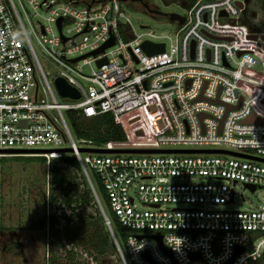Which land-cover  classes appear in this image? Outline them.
<instances>
[{
    "label": "built area",
    "instance_id": "built-area-1",
    "mask_svg": "<svg viewBox=\"0 0 264 264\" xmlns=\"http://www.w3.org/2000/svg\"><path fill=\"white\" fill-rule=\"evenodd\" d=\"M27 1L33 16L46 11L37 21L45 44L30 37L22 7L0 0V157L49 164L62 153L52 150L71 148L94 198L100 204L90 172L123 229L121 244L101 209L123 264H264V207H224L234 202L236 185L264 188V162L199 152L264 159V121L244 122L251 114L264 118V31L246 20L247 0L193 1L190 20L174 22L178 46L171 34L146 26L136 33L125 17L127 0ZM88 33L91 41L76 42ZM110 37L114 44L102 53L70 61ZM144 41L164 43V52L147 55ZM38 53L55 73L43 69ZM58 77L79 97L62 96ZM65 112L71 126L69 113L111 114L130 144L103 147L167 152H80L94 146L74 138Z\"/></svg>",
    "mask_w": 264,
    "mask_h": 264
},
{
    "label": "rangeland",
    "instance_id": "rangeland-1",
    "mask_svg": "<svg viewBox=\"0 0 264 264\" xmlns=\"http://www.w3.org/2000/svg\"><path fill=\"white\" fill-rule=\"evenodd\" d=\"M14 1L19 8L25 10L23 20L32 40L35 41L34 33H36L39 40L45 44L47 38L39 35L37 21L42 20L41 16H45L46 11L40 10L41 16H33L34 10L27 0ZM146 1L152 10L156 8L161 14L174 12L186 16L188 20L191 18L192 4L189 0ZM124 12L136 33L139 34L146 30L144 28L149 27L160 34H171L173 44L178 46L179 26L170 22L167 15L164 17L156 13L152 15L139 3L129 1L124 6ZM245 17L252 28L257 27L264 31V0H249ZM65 27L64 33H66ZM92 39L93 33H88L78 35L75 40L81 42ZM168 51L169 48L166 55L169 54ZM38 58L46 72L55 73L53 65L40 53ZM83 69L88 70V67L85 66ZM65 117L70 125L66 112ZM70 127L77 140L71 125ZM3 156L5 158L0 157V264H117V260L119 264H123L119 250L111 237L115 249H107L100 254L93 245L94 233L100 230V225L110 233L103 219L102 210L111 217L109 220L115 234L112 222L114 216L107 210V204L98 191L96 192L100 204L94 198V204L77 206L75 197L83 190L81 179L73 166L60 164V158L68 156V152L50 156L49 164L44 158L24 159ZM52 165L61 168L69 177L76 176L72 186L70 180L67 188L68 196L62 194L61 190L51 183ZM82 173L85 176L84 172ZM88 174L92 180L94 175L92 172ZM234 191L237 193L234 202L224 205L225 208L264 207V188H256L252 191L242 185H236ZM66 200L70 203L66 204L64 202ZM62 212L65 213V218L62 217ZM51 215L55 218L53 228L49 224ZM99 216L100 223L91 220V217L97 219ZM118 240L120 241L119 238ZM120 242L122 244L123 240Z\"/></svg>",
    "mask_w": 264,
    "mask_h": 264
},
{
    "label": "trees",
    "instance_id": "trees-1",
    "mask_svg": "<svg viewBox=\"0 0 264 264\" xmlns=\"http://www.w3.org/2000/svg\"><path fill=\"white\" fill-rule=\"evenodd\" d=\"M131 3H139L146 6V11L154 15L161 14L160 12H156L150 8L146 0H127ZM192 4V0H189ZM166 16L165 14H161V17ZM69 117L71 119L72 129L74 131L75 136L78 139H83L86 141H90L92 145L96 148L103 147L107 144L110 145H116V144H125L129 145V133H127L120 125L118 121L114 119V117L111 114H102L99 117H95L92 119H83L81 117H75L71 113H69ZM5 158V157H3ZM14 158H24V159H41L42 157L38 156H31V157H23V156H14ZM61 163L60 164H67L73 166L77 172L79 178L81 179V185L83 187V190L81 193L75 197V201L78 202L77 206H88L91 203L94 202V196L93 192L90 188V185L88 181L86 180L85 176L83 175L81 168L76 160V158L72 156H64L60 158ZM50 179L51 183L57 187L59 190H61L62 194L65 196H68L67 188L70 184L71 180V186L76 179V176L69 177L68 174L62 171L61 168H58L56 165H52L50 169ZM95 180V181H94ZM93 186L98 191V193L102 196L104 201L106 202L104 190L99 183L97 179H95V176H93L92 179ZM72 201V200H71ZM66 204H69L70 201L66 200L64 201ZM94 204V203H93ZM107 204V202H106ZM107 206V205H106ZM107 210L110 211L107 207ZM62 217L65 218V213H61ZM110 217V216H109ZM111 218V217H110ZM109 218V219H110ZM92 221H97L98 223L101 222V217L99 216L97 219L94 217H91ZM55 218L53 215L49 218V224L50 227L53 228ZM96 222V223H97ZM112 222L114 223V229H115V235L117 238L123 240L124 232L123 229L117 224L115 218H112ZM98 233V234H96ZM94 233V242L93 245L95 249L100 253L103 254L106 252L107 249H115V246L111 240L110 233L105 231L103 225H100V230L96 231ZM119 264V260L116 262Z\"/></svg>",
    "mask_w": 264,
    "mask_h": 264
},
{
    "label": "water",
    "instance_id": "water-1",
    "mask_svg": "<svg viewBox=\"0 0 264 264\" xmlns=\"http://www.w3.org/2000/svg\"><path fill=\"white\" fill-rule=\"evenodd\" d=\"M249 0H247L246 2H248ZM156 12H159L158 10H154ZM168 17V20L170 22H178L179 24L184 23L185 17L178 14V13H168L166 14ZM61 22V18H59L57 20V26L58 29H60V24ZM63 41L66 40L65 37L62 36ZM114 44V39L112 37H110L104 44H102L99 48H97L96 50H93L89 53L83 54L81 56H78L76 58L70 59L71 62H76L77 60H80L88 55H96L99 53H102L105 48L111 46ZM140 47L142 48V50L147 54V55H152V54H156V53H161L164 52V43H155V42H151V41H144ZM102 62H105V58L99 59L97 60V65H101ZM55 84L56 87L59 91V93L62 96H68L71 98H78L79 97V93L78 91L73 88L72 86H70L63 78L58 77L55 80ZM264 118H261L255 114H251L248 118H246L244 120V122H248V123H256V122H263ZM80 152H94V153H112V152H123V153H142V152H146V153H157V152H167L165 150H159V149H132V148H125V149H114V148H107V147H94V148H79L78 149ZM72 149L71 148H60V149H54L52 150V152H71ZM194 152L193 150H168V152ZM4 152V151H3ZM18 151H8V153H16ZM25 152V151H23ZM199 152H219V153H226V154H230V155H235V156H240V157H245V158H251V159H255L258 161H263L264 159L258 158V157H254V156H250L247 154H243V153H237V152H233V151H227V150H201ZM250 190H254V187L252 186H245ZM104 219V218H103ZM105 221V220H104ZM158 240L160 242V237H158ZM163 250L166 253H169V251L165 248H163ZM242 248H240L236 254L241 251ZM235 254V255H236ZM227 264H230V262H228Z\"/></svg>",
    "mask_w": 264,
    "mask_h": 264
},
{
    "label": "snow or ice",
    "instance_id": "snow-or-ice-1",
    "mask_svg": "<svg viewBox=\"0 0 264 264\" xmlns=\"http://www.w3.org/2000/svg\"><path fill=\"white\" fill-rule=\"evenodd\" d=\"M91 112V110L89 109V113Z\"/></svg>",
    "mask_w": 264,
    "mask_h": 264
}]
</instances>
